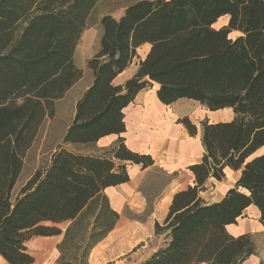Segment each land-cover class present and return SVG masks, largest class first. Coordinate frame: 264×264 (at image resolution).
Segmentation results:
<instances>
[{"label":"trees","instance_id":"trees-1","mask_svg":"<svg viewBox=\"0 0 264 264\" xmlns=\"http://www.w3.org/2000/svg\"><path fill=\"white\" fill-rule=\"evenodd\" d=\"M100 1L0 0V256L34 264L27 242L63 234L58 264H89L121 218L106 189L130 180L127 161L155 162L122 136L103 151L92 147L126 131L124 108L155 82L164 104L187 98L210 111L231 107L234 117L202 121L204 155L188 167L195 185L173 195L163 224L155 222L168 239L139 264H244L257 251L253 234L236 236L227 226L252 204L264 220V0H135L117 18L104 14L98 52L87 61L94 81L49 163L14 194L43 122L82 77L74 55ZM223 15L228 23L215 28ZM232 30L241 34L232 38ZM148 42L134 76L116 84ZM179 123L198 133L189 116ZM226 167L241 176L209 203L201 192Z\"/></svg>","mask_w":264,"mask_h":264},{"label":"rangeland","instance_id":"rangeland-1","mask_svg":"<svg viewBox=\"0 0 264 264\" xmlns=\"http://www.w3.org/2000/svg\"><path fill=\"white\" fill-rule=\"evenodd\" d=\"M133 1L135 0H101L98 3L90 19L91 23L77 45L74 57L76 65L82 69V77L62 98L56 101L55 115L48 116L43 122L34 144L24 157V166L15 185L14 194L20 191L19 189L30 179L37 168H43L49 163L51 153L62 143L63 135L74 117L77 101L82 97L81 95L92 80V71L87 65V61L89 55L94 53L99 46L101 17L110 13L117 18ZM141 49L132 63L133 68L138 65V60L146 54L145 47ZM184 104L183 106L192 111L194 121L201 129L203 119L222 120L227 117L223 114L215 116L212 111L196 101H184ZM165 180L161 171H152L143 177L141 184L138 185L137 195L131 193V196L126 198L125 205L120 209L121 219L118 224L108 237L93 250L90 264H139L140 261L166 243L167 235L165 233L157 234L155 231V222L159 221L163 224L167 213L164 211L167 210V207L155 205L156 194H158L156 192L165 183ZM214 192L215 190L211 189L209 192L205 191L203 195L213 197ZM110 195L113 194L110 193ZM110 195H108L109 198ZM69 223V221H64L59 226L65 230ZM253 237L257 244V251L246 264H261V261L264 262V232L255 233ZM58 241L59 237L54 236L32 237L27 242V246L36 257L35 264H58L61 255L57 249ZM0 264L9 263L0 256Z\"/></svg>","mask_w":264,"mask_h":264},{"label":"crops","instance_id":"crops-1","mask_svg":"<svg viewBox=\"0 0 264 264\" xmlns=\"http://www.w3.org/2000/svg\"><path fill=\"white\" fill-rule=\"evenodd\" d=\"M229 18V15H223L213 26L215 28H221L228 23ZM239 34H241L240 31L232 30L230 36L236 38ZM150 46L151 44L148 42L137 48V55L133 58V61L142 50L141 48L145 47L146 54L138 60V65H136L135 68H133L132 61L127 69L118 74L114 79L116 84H124L129 78L134 76L139 68V62L144 59L150 51ZM98 49L99 46L94 53L89 55V59L98 52ZM93 81L92 76V80L88 84V87ZM158 86L159 85L154 82L153 85H150L148 88L142 89L137 93L138 95L134 99V102L124 108L126 131L122 132L120 135H105V137L100 138L95 146L92 147L93 151H103L114 145L117 139L122 136L125 138L126 144L131 150L153 155L155 159V162L146 168H142L138 163L134 164L127 161L130 180L117 186H110L106 189L105 193L107 195H110V193L113 194L112 196L110 195L109 199L118 212L123 205H125V200L127 197L131 196V193L132 195H137V188L138 185L141 184V180L145 175L152 173V171H161L163 177L166 179L165 183L157 190L158 192L156 193L158 194H156L155 198V205L159 204L161 207L162 205L163 207H167V210H164L166 212H168L172 197L176 192L186 189L190 185H195L194 174L188 167L200 161L204 155V147L201 138L202 129L198 126V133L196 136H191L187 127L179 123V119L184 116H189L191 121L196 124L192 111L183 106L185 105L184 101L189 102L191 99L180 98V100L170 104H164L156 94ZM195 101L199 102L197 100ZM211 111L215 116L223 114L227 115V117L222 120H210V118L203 119L209 121V123L226 121L234 117V110L231 107ZM241 173L242 170H234L230 167H226V176L222 180H218L215 177L209 178L206 182V190L201 192V196L209 203L221 200L230 188L235 187V182L241 176ZM211 189L215 190L213 197L203 195L205 191L209 192ZM140 192L142 193V191ZM243 213V216L239 217L236 223H231L227 226L229 233L237 236L245 233L255 234L264 232V220L261 219V213L257 206L252 204L245 208ZM54 237H59L58 243H60L63 235ZM92 254L93 252L90 255V259ZM252 256L247 258L246 262L250 260ZM246 262L244 264H246ZM201 264L207 263L204 262ZM261 264H263L262 261Z\"/></svg>","mask_w":264,"mask_h":264}]
</instances>
